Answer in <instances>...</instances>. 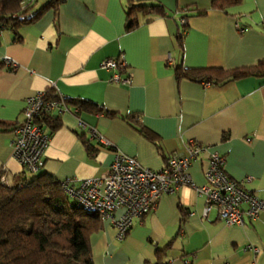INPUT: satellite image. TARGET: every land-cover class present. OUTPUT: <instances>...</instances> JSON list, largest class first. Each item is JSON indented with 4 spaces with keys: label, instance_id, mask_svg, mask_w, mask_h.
<instances>
[{
    "label": "crops",
    "instance_id": "0c3cea01",
    "mask_svg": "<svg viewBox=\"0 0 264 264\" xmlns=\"http://www.w3.org/2000/svg\"><path fill=\"white\" fill-rule=\"evenodd\" d=\"M26 1L36 12L48 0ZM127 1L62 0L20 26L17 38L10 27L0 28V123L8 128L0 130V171L8 183L34 175L12 156L11 129L22 120L24 99L52 88L67 110L50 113L55 121L46 124L51 137L39 173L58 181L97 176L116 151L160 169L169 157L186 155L194 140L204 147L189 169L195 184L204 183L206 161L217 152L227 175L250 177L245 188L264 199V76L213 84L176 73L263 60L264 0L224 9L211 8L212 0H132L158 3L165 15L139 13L138 26L126 31ZM106 58L122 66L103 68ZM114 74L131 81L122 83ZM81 121L114 148L98 145ZM203 207V197L185 185L162 195L123 239L111 219L101 220L89 237L94 264H154L159 254L162 264H264V210L253 221L244 215L242 225H227L214 211L204 217Z\"/></svg>",
    "mask_w": 264,
    "mask_h": 264
},
{
    "label": "built area",
    "instance_id": "2783aa9c",
    "mask_svg": "<svg viewBox=\"0 0 264 264\" xmlns=\"http://www.w3.org/2000/svg\"><path fill=\"white\" fill-rule=\"evenodd\" d=\"M179 23L185 26L184 16L179 18ZM10 64L12 68L16 65L13 62ZM101 66L114 69L122 66V63L106 58ZM113 77L122 83L131 81L129 75L119 77L114 74ZM53 110L59 113L67 110L63 97L56 95L49 98L45 90L37 91L24 99L22 120L12 130V156L33 174L40 172L41 158L50 141L51 132L44 118ZM80 125L87 128L90 137L98 145L114 148L95 127L87 126L82 121ZM188 143L186 155L169 157L160 169L144 167L135 158L116 151L109 167L101 174L83 179L68 177L61 180L60 184L65 195L84 211L97 214L100 220L111 219L118 239L127 235L135 219L152 211L162 195L173 194L185 185L193 187L203 197L204 217H209L214 211L227 225H242L244 215L255 220L264 210V199L245 188L250 177L241 180L230 178L223 169V157L212 152L206 161L204 183L195 184L189 169L204 147L194 140ZM0 182L10 185L4 172L0 173ZM118 209L122 213L114 218L113 213Z\"/></svg>",
    "mask_w": 264,
    "mask_h": 264
},
{
    "label": "trees",
    "instance_id": "16d2710c",
    "mask_svg": "<svg viewBox=\"0 0 264 264\" xmlns=\"http://www.w3.org/2000/svg\"><path fill=\"white\" fill-rule=\"evenodd\" d=\"M61 1L48 0L39 11L32 12V3L26 0H0V28L10 27L17 38L16 30L20 26L34 21L47 7L56 9ZM127 2L126 31L138 26L139 13L149 17L165 15V10L158 3ZM240 2L212 0L210 7L224 9ZM176 73L220 84L247 76H264V59L246 67H202L183 71L177 68ZM51 91L52 88L46 89L49 98L56 96ZM71 102L80 108L85 106L79 100ZM54 121L50 114L44 118L50 126H54ZM6 129L0 123V130ZM141 129L146 136V130ZM84 143L89 153L96 151L88 139ZM60 182L46 172L34 174L32 178L16 184L0 182V264H94L89 237L100 229L101 220L97 214L84 211L67 197ZM166 246L157 253L165 250ZM161 259L159 254L154 264H162Z\"/></svg>",
    "mask_w": 264,
    "mask_h": 264
}]
</instances>
